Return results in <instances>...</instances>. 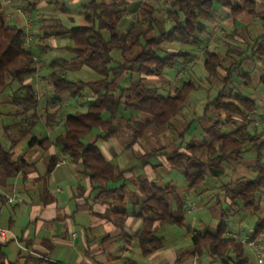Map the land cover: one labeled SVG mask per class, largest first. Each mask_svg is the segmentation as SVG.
Segmentation results:
<instances>
[{
  "label": "crops",
  "instance_id": "crops-1",
  "mask_svg": "<svg viewBox=\"0 0 264 264\" xmlns=\"http://www.w3.org/2000/svg\"><path fill=\"white\" fill-rule=\"evenodd\" d=\"M90 1L0 0L4 22L18 23L21 26L20 29L23 30L25 35L24 48L29 50L33 56L36 70L32 74V82H36V85H32L27 78L24 79L23 83L32 86L37 102L34 110H23L21 100L14 99L20 93L18 90L20 85L16 81L8 82L7 86L0 90V144L8 151L11 160L22 158L29 164L26 169L11 177H5L3 172L0 171V225L9 229L15 235L16 240L14 241L17 243L19 249L23 248L29 253L45 256L49 260L58 262L59 264H193L194 259H198L197 264H200L201 252L199 254L193 252L191 236L195 233H203L206 230L210 231V228H214L215 231L222 209H220V203L217 200V204H214L207 197L197 198L196 195L203 193L207 189L215 188L213 184H205L206 179H219L225 175V168L223 166L225 161H229L227 167L228 171L231 172V178L229 181L220 184L218 189L227 200L229 207L233 208V213L238 214L244 211L256 213L260 209H264V188L256 193V201L258 202L257 211L244 208L240 203L230 205L231 201L225 194L224 185L233 184L236 180H245V176L253 175V178L255 176L253 170L255 152L248 149V145L245 146L239 158L229 157L222 161L218 166L221 171L218 175L214 176L207 173L204 181L197 189H188L182 171L170 167L166 161L164 156L166 153L174 151L185 152L187 145H197L210 141L211 137L208 129L213 121L224 119V112H220L212 106L214 117L209 126L204 130V139L197 142L183 143L184 132L189 127L179 132L177 140L172 139V141L167 142L168 132L166 129L174 128L176 124L175 120L170 121L169 126L149 125L136 141L131 142L133 122L144 123L150 120L151 116L144 112L130 111L120 106L117 116L112 121L115 133L107 139L101 138L103 133L95 134L96 136L91 135L88 143H94L97 138H100L103 143L99 151L111 164L122 171V175L114 181L103 182L96 186L92 185L89 178L84 175L80 164L70 161L68 156L62 151L61 146L52 144L47 149H42L38 144H28V140L31 137H36L37 139L47 138L52 143L58 135L63 134V124L67 114L74 112L84 113L87 106L93 103L95 99V93L88 86L84 87L77 95H71L68 92L56 93L53 85V77L55 75L68 80L65 78L66 72L64 70L74 68L77 65L98 74L95 70L80 63V59H77L76 54L72 50V38L67 33V30L72 27L86 25L83 5ZM115 1H122L126 7H129L130 4H138L136 11L125 12L123 15V19L125 20L124 27L130 25L131 22H136L134 32L141 30L148 24L149 20H147L146 15L140 13L145 7L153 8V16L158 18L159 21L161 20V23L158 25L159 28L165 29L171 25V22L166 20L164 16V11L168 6L169 0H111L110 3ZM160 1L163 3L158 5ZM231 2L234 6L242 4L241 0H231ZM255 2L254 14L242 12L231 15L228 8L216 5L214 15L209 19L203 20L206 30L200 36L201 44L197 47H192L194 51L191 53L182 51L187 54V57L180 58L177 64H181V66L185 65L186 69L191 66L185 73L187 75L195 71L200 73L201 68L197 65H201L206 72L204 75H207V79H217L216 77L221 76L219 81L222 86L219 91L224 92V102H235V96L238 95L251 100L255 105L256 111L251 116V124L247 127V130L250 133L255 131V134L259 135V139L263 140L264 83L261 81V76L264 75V55L256 54L254 50L257 45L263 50L264 33L252 38L248 33V29L254 22L258 21L262 23L264 29V0H255ZM69 4L76 6L74 7V13L70 9ZM162 4L164 8L163 18H159L156 12L159 6L162 7ZM62 18L67 22L73 23L77 20V24L66 26ZM167 25L169 26L166 27ZM46 26H49L51 29L46 31L43 28ZM121 30V33L124 34L125 30ZM65 37H68L69 40ZM178 46L175 43L166 45L167 52L176 53L181 51L178 50ZM35 49L41 53H68L70 56L59 57L45 64L42 62L41 57L34 54L33 51ZM205 50L214 51L219 58L226 56L223 67L218 69L216 75L208 74L204 68ZM56 60H59L60 63L57 64ZM115 60H120V55L119 59ZM234 62H239L240 65L225 85L222 81L226 73L225 69ZM112 64L110 65L111 67L116 65L115 63ZM38 69H48L49 71L46 76L40 77ZM166 71L167 69L160 75L145 76L129 70L128 72H123L115 83L121 88L126 87L130 81L140 80L146 85L157 87L161 95H172L175 87L182 81L181 78L175 79L176 75L171 78ZM242 72L248 74L247 82L240 76L239 73ZM99 76L101 78V75ZM135 77L136 79H134ZM191 82L194 85L193 90H195L196 86L193 81ZM86 88L89 89V93L81 94ZM234 90L237 93H234ZM118 92V88L113 91L114 94H118ZM211 101H207V103ZM207 103L206 107L211 106H207ZM67 110L70 111L68 112ZM33 113L36 115L35 118L32 116ZM239 125L240 123L238 122L235 124H224L220 127V131L221 133L228 134ZM38 126H40L39 130H41L40 133L43 135L39 136V133L37 134ZM196 128L195 126L192 128L191 125L189 129V132L192 134L190 135L191 138L198 135L196 134ZM125 131L127 132L128 140L124 146L117 139L113 140L112 144L109 143L110 139ZM56 132L58 134L51 137ZM156 138L161 140V145L142 152L138 156L137 164L124 166V164H127L128 157L134 156V152L141 144H146V140H156ZM197 155L202 160L206 158L205 152H198ZM51 156H56L58 160L51 172L46 174V167ZM157 157H162L163 160ZM151 158H156L154 163H150L149 160ZM136 169H142L143 174L145 173L150 181L146 177L143 178V174L136 173ZM173 169L179 170L182 174L183 187L186 191L185 195H178L175 181L170 179L167 174H164L165 171L167 173ZM152 178L154 179L151 180ZM144 179L147 181L148 186L142 184ZM61 185L65 190L59 188ZM153 186L173 187V193L169 195L166 202L173 214L176 213L175 198L182 199L184 204L182 226L163 224L156 218L155 214L148 211L139 212V202L150 194ZM113 188L117 189L113 191ZM213 192L214 190L210 194ZM17 195L21 197V201H7V197H16ZM129 201H131V207L126 209V204ZM208 203H210V206H208ZM120 205L124 206L125 209L120 210L116 208ZM229 207H227V210ZM107 210L122 211L125 214L122 229L116 227L110 219L102 216ZM149 217L155 218L151 228L155 235H157L156 230L161 225L175 227L176 230L174 231L176 233L183 227L186 228L191 240V249L189 250L190 252L188 251L190 254L189 259L179 261L177 259L179 246H172L164 239L163 235H157L162 239V246L147 256H143L140 253L136 240L124 241L122 239L120 236L122 231L129 235L133 234L141 228L143 219ZM263 218L264 216L258 219ZM208 220L210 223H208ZM212 220L213 224H211ZM198 225L203 228L202 231H197L195 226ZM254 226L247 231L248 234H245L244 237H239L236 227H227L226 212V231L224 236L237 239L242 243L243 254L247 258V264H264V234L257 235L254 238L251 237ZM253 239L257 240V244L260 245L263 253L262 262L260 263L257 262L255 254L247 244V242ZM7 240L6 245L3 247L6 255L7 244L13 239L8 237ZM0 242L3 243L1 240ZM245 244L254 255V263H251L249 256L245 253ZM227 257L229 259L233 258L232 253L229 252ZM228 258H225L224 261L234 264L232 261H228ZM219 264H221V261Z\"/></svg>",
  "mask_w": 264,
  "mask_h": 264
},
{
  "label": "trees",
  "instance_id": "trees-1",
  "mask_svg": "<svg viewBox=\"0 0 264 264\" xmlns=\"http://www.w3.org/2000/svg\"><path fill=\"white\" fill-rule=\"evenodd\" d=\"M241 1V5L234 6L231 0H169L164 16L171 25L165 29L159 28L161 20L153 16V8L145 7L140 13L146 15L148 24L136 32H134L136 22H131L124 27L123 15L125 12L136 11L138 4H130L126 7L122 1L106 4L91 0L83 5L86 25L72 27L67 30V33L72 38V50L77 59H80V63L98 72L101 78L94 82H73L55 75L53 85L56 93L68 92L71 95H77L88 86L95 93V99L87 106L84 113L67 114L63 124V134L58 135L52 143L47 138L31 137L28 144H38L42 149H47L52 144L61 146L71 162L82 166L84 175L89 178L92 185L96 186L120 178L122 171L101 154L95 143L83 142L84 136L95 128H99L103 133L102 139L112 136L115 133L112 121L117 116L120 106L151 116V119L144 123L133 122L131 142L136 141L149 125L169 126L171 119L177 115L189 93L194 89V85L191 81L181 82L175 87L172 95L164 96L159 94L157 87L146 85L140 80L130 81L126 87L121 88L115 83L116 80L123 72L129 70L145 76H153L174 67L178 60L186 58L187 54L182 51L167 52L165 45L175 43L180 47L199 46L200 36L206 30L203 20L214 15L216 5L228 8L231 15L242 12L255 13V0ZM121 29L125 30L124 34L121 33ZM103 31L107 33L106 39L101 35ZM155 31L156 34L153 35ZM24 37L22 29L5 25L0 3V90L5 88L8 82L16 81L20 85L18 90L22 95L14 99L21 100L23 110H34L37 105L36 95L32 86L25 85L23 82L26 77L35 72L36 68L31 52L24 48ZM254 51L256 54L264 55V48L262 50L259 45ZM112 52H118L120 60H115ZM204 55L205 70L210 75H216L218 69L223 67L226 56L219 58L214 51L210 50H205ZM56 63L59 64V60H56ZM112 63L116 65L111 67ZM239 65V62H234L225 69L223 84H227ZM239 74L245 82L248 81L247 73ZM261 81L264 83V75L261 76ZM117 88L119 92L114 94L113 91ZM223 97L224 92L219 91L218 95L207 103V106L211 105L225 114L223 120H215L209 127L211 140L197 145H187L185 152L174 151L164 156L170 167L182 171L187 188L197 189L207 173L218 175L221 172L218 168L219 164L229 157L239 158L245 146L248 145V149L255 152L254 178L236 180L233 184L224 185V190L231 201L230 205L240 203L244 208L257 211L256 193L264 188V139L260 140L255 131L250 133L247 130L256 108L251 100L240 95L235 96V102H224ZM32 116L36 117L34 113ZM237 122L240 125L231 133H221L222 125ZM198 152L206 153L205 160L197 155ZM57 160L56 156L50 157L46 174L51 172ZM28 166L29 164L22 158L11 160L8 151L0 144V171L5 177H11ZM116 189L113 188V191ZM171 193H173V187L153 186L150 194L139 202V212H151L163 224L182 226L184 204L181 198L176 197V213L173 214L166 203ZM102 216L122 229L125 220V214L122 211L107 210ZM154 219V217L144 218L141 228L131 235L124 231L120 234L124 241L136 240L143 256L151 254L162 246V239L151 230ZM262 226L263 219H258L251 237H256ZM225 231L226 212L221 210V217L214 232L206 230L203 233L192 234L193 252L199 254L202 249H206L209 256L220 260L221 264H229L224 259L228 258L227 254L231 252L233 258H228V261L234 264H247L242 243L237 239L225 237ZM5 245L6 240L3 243L0 242V264H15L8 261L3 251ZM22 264L59 263L45 256L27 252Z\"/></svg>",
  "mask_w": 264,
  "mask_h": 264
},
{
  "label": "rangeland",
  "instance_id": "rangeland-1",
  "mask_svg": "<svg viewBox=\"0 0 264 264\" xmlns=\"http://www.w3.org/2000/svg\"><path fill=\"white\" fill-rule=\"evenodd\" d=\"M99 2H103V3H110L111 0H97ZM161 3H163L162 1H160V3L158 5H160ZM70 9L72 10V12L74 13V7H76L74 4H69ZM158 11L156 12L157 16L159 18H163V4L162 7L159 6ZM63 23L66 26H73L77 24V20H75V22H67L65 21L64 18H62ZM7 26H16V27H21L18 23H5ZM169 25H167L166 27H168ZM46 31H49L51 28L49 26L43 27ZM248 33L250 35V37L255 38L257 35L264 33V29L262 27V23L260 21L258 22H254L253 25L248 29ZM153 35L156 34V32L152 33ZM102 35L104 37H106L107 33L105 31L102 32ZM69 40L68 37H65ZM203 40V39H202ZM69 45V44H68ZM166 47V45H165ZM178 50L184 51V52H192L194 51V48L190 47V46H183V47H177ZM34 54L36 56L41 57L42 62L47 64L48 62H50L53 59L59 58V57H69L70 55L67 53H56V52H46V53H41L39 50L35 49ZM65 55V56H62ZM113 57L115 59H119V53L118 52H113ZM198 64V63H197ZM113 65V64H111ZM199 68H201V72L198 73L197 71H195L194 73L191 74H185L188 71V67L187 69L185 68V65L181 66V64H177L175 67L167 69L166 73L168 75H170V77L172 78L174 75H177L178 73L180 74L181 77V81L182 82H186L188 80H191L194 82L196 89L193 90L186 102L182 105L179 113L173 117L171 119L175 120L176 124L174 128H168L167 130V135L168 137L166 138L167 142L172 141V139H176L178 137L179 132L183 131L184 129L188 128L190 129L191 125L192 128L193 126H195L196 128V134L195 137L193 136V138L190 137L191 132H189V129H187L186 132H184V137H183V143H187V142H197L200 141L202 139H204L203 135H204V130L209 126L210 122L212 121L214 114L213 111L214 109L212 108V106L206 107V103L207 101H211L218 93V91L221 89V83L219 81V77H216L217 79H207L206 76L204 75L206 74V72L204 71V69L202 68L201 65H197ZM39 70V69H38ZM48 69H41L39 70L38 74L39 76L43 77L46 76L48 73ZM66 72L65 78L68 80H73V81H84V82H88V81H95L100 79L99 74L95 73L94 71H91L89 69H86L84 67L81 66H76L74 68L71 69H66L64 70ZM27 80L30 81V83H32V85H36V82H32L33 80V76H29L26 77ZM136 79V77L134 78ZM138 79V78H137ZM49 84V83H48ZM235 91V90H234ZM229 92V91H228ZM89 93V89H84L82 91L81 94H88ZM164 93V92H162ZM234 93H237V91H235ZM17 96H21V93H18ZM68 112L70 110H67ZM116 125V123H115ZM37 134L43 135L40 133L41 130L40 126L37 127ZM171 130V131H170ZM99 133H102L100 131L99 128H95L90 134H87L84 138H83V142L88 143L89 142V137L91 135H97ZM1 134V132H0ZM58 133H54L51 137H54L55 135H57ZM95 135V136H96ZM118 140L122 146L125 145V143L128 140V135L127 132H122L117 134L114 138L110 139L109 143L112 144L113 140ZM95 145L98 147V149L101 150V145L103 143L102 140H100V138L96 139V142H94ZM159 145H161V140L159 138H156V140H146V144H141L139 148L136 149V151L134 152V156L128 157V161L127 164H124V166H131V165H135L138 163V156L144 152L145 150H148L150 148L153 147H158ZM158 159H162V157H157ZM156 160V158H151L149 161L150 163H154V161ZM229 161H225L223 163V166L225 168V175H223L221 178L219 179H212V178H208L206 179L205 184H213L215 186V188L213 189H207L206 191H204L201 194L196 195L197 198L202 197V198H208L210 200H212L214 202V204H217L216 200L220 203V209L224 210L227 212V227L228 228H233L236 227V229L239 232V237H244L245 234H248V230L250 228H253L255 221L259 218L264 216V209H260L258 212L256 213H252L249 211H244V212H239L238 214H234V210L233 208L229 207V204L227 202V200L225 199V197L219 192V187L220 184L225 183L227 181L230 180V175L231 172L228 171V164ZM136 173H141L143 174V170L142 169H136L135 170ZM161 172V171H160ZM164 174H167L168 177L172 180L175 181L176 187H177V194L178 195H185L186 191L184 190V181H183V177L182 174L179 170H171L170 172L165 171ZM253 175L251 176H245V180H250ZM143 178L146 177V174L144 173L142 175ZM154 178H152L151 180H153ZM148 181H150V179H148ZM143 185H147V181L144 179L142 181ZM213 186V187H214ZM60 189L65 190V188L61 185L59 186ZM201 188V187H200ZM183 189V190H182ZM214 192L212 194H210L211 191ZM191 193V192H190ZM208 206H210V203H208ZM131 207V201L128 202V204H126V209ZM227 207H229V209L227 210ZM116 208L120 209V210H124L125 207L120 205L119 207L117 206ZM208 223H210V221L208 220ZM213 220L211 221V224H213ZM1 226V225H0ZM4 227V226H1ZM6 228V227H5ZM195 228L197 229V231H202V227L200 225L195 226ZM176 230L175 227L173 226H169V225H161L160 228H158L156 230V234L157 235H163L164 239L170 243L172 246L176 247L179 246V251L177 253V259H179V261L181 260H186L187 258L189 259L190 254H189V250L191 249V240H190V234L187 233L186 228H182L180 229L177 233L174 231ZM210 231H214V228H210ZM136 245V243H135ZM245 253L249 256L251 263H254L255 259H254V255L252 254L251 250L248 248V246L245 244ZM134 249L136 247H133ZM137 249V248H136ZM189 251V252H188ZM6 253H7V257H8V261L10 262H15V264H22L23 262V257L27 254V251L23 248L19 249V247L17 246V243L13 240H10V242L7 244L6 247ZM181 257V259H180ZM219 260H213L210 258V256L208 255L207 251L205 249H202L201 254H200V264H219Z\"/></svg>",
  "mask_w": 264,
  "mask_h": 264
},
{
  "label": "built area",
  "instance_id": "built-area-1",
  "mask_svg": "<svg viewBox=\"0 0 264 264\" xmlns=\"http://www.w3.org/2000/svg\"><path fill=\"white\" fill-rule=\"evenodd\" d=\"M180 78H181L180 74L178 73L175 76V79H180ZM15 200L21 201V197L18 195L16 197L15 196L7 197L8 202H12ZM263 234H264V218H263V226H262L261 231L259 232L258 235H263ZM8 237L16 240L15 235L9 229L0 226V240L5 241L8 239ZM247 244L251 247L253 253L255 254L257 262L258 263L262 262L263 253H262L260 245L257 244V240L253 239V240L247 242ZM197 263H198V259H194L193 264H197Z\"/></svg>",
  "mask_w": 264,
  "mask_h": 264
}]
</instances>
